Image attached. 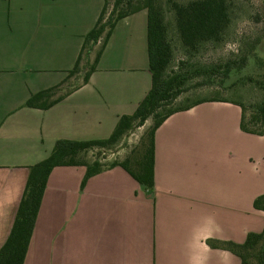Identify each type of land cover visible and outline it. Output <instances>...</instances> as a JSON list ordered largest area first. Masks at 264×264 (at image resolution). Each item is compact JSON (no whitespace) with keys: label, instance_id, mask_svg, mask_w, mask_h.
Returning <instances> with one entry per match:
<instances>
[{"label":"crops","instance_id":"crops-1","mask_svg":"<svg viewBox=\"0 0 264 264\" xmlns=\"http://www.w3.org/2000/svg\"><path fill=\"white\" fill-rule=\"evenodd\" d=\"M104 5L0 0V249L30 168L59 140L109 138L151 90L146 11L117 23L87 83L81 72L69 78ZM102 43L84 51L81 69ZM54 87L59 103L26 107ZM242 116L237 103L215 101L169 117L155 133L152 192L119 166L84 185L86 167L55 168L24 264H241L209 242L243 245L264 230L254 208L264 195V135L243 132Z\"/></svg>","mask_w":264,"mask_h":264},{"label":"trees","instance_id":"trees-1","mask_svg":"<svg viewBox=\"0 0 264 264\" xmlns=\"http://www.w3.org/2000/svg\"><path fill=\"white\" fill-rule=\"evenodd\" d=\"M104 1L105 5L101 15L95 27L86 35L81 55L74 69L69 73V78L77 75L84 51L93 48L102 39L101 50L84 77V83H87L91 74L95 72L102 51L117 23L138 12L146 11L147 52L149 72L152 77L151 90L132 115L119 118L109 138L92 141L59 140L46 160L30 168L27 186L12 231L0 249V264H24L47 182L55 168L86 167L84 185L88 178L100 173L103 168L119 166L129 173L139 185L152 192L155 186V133L157 129L172 115L188 111L205 102L231 101L237 103L243 111L242 131L250 135H264V103L249 121L245 102L220 97L200 99L182 108L169 109L165 114L159 113L160 110L171 107L174 101L189 89L188 75L182 73L169 75L168 73L174 59V50L169 40V30L161 0H116L107 19H105L107 0ZM168 3L174 13L176 32L185 54L194 55L205 44L223 42L231 26L227 0H193L186 4L168 0ZM181 65L184 66V63ZM217 71V68H213L195 74L210 75ZM226 71L228 73V67ZM59 90L60 87H54L32 95L26 102V107L49 110L63 99V97H57ZM150 120L153 121L152 125L141 137L139 145L127 157L115 160L109 166L102 164L100 158L102 154L116 147L125 136L144 127ZM93 152H96V159L89 163L83 156ZM254 208L264 213V195L255 200ZM209 245L223 247L232 252L240 258L241 264H264V230L258 234H249L243 245L217 242H209Z\"/></svg>","mask_w":264,"mask_h":264},{"label":"rangeland","instance_id":"rangeland-1","mask_svg":"<svg viewBox=\"0 0 264 264\" xmlns=\"http://www.w3.org/2000/svg\"><path fill=\"white\" fill-rule=\"evenodd\" d=\"M116 0H107V14ZM186 4L193 0H174ZM231 26L222 43L203 45L194 55L185 54L175 28L174 13L168 0H161L169 30V40L174 50V59L168 70L169 75L178 73L189 76L188 91L180 96L171 107L160 110L165 114L169 109L182 108L200 99L220 97L245 102L247 119L257 113L264 103V0H227ZM11 2V3H10ZM12 5V0H4ZM184 63V66L181 65ZM85 65V61L82 62ZM91 65L79 69L84 77ZM226 67L229 68L227 73ZM86 68V69H85ZM217 68L210 75L195 73ZM227 73V74H226ZM77 83V82H76ZM72 84V83H71ZM74 84H72L73 86ZM71 86V85H69ZM59 94V93H58ZM150 120L140 129L125 136L120 144L100 156L101 162L109 166L115 160L127 157L135 149L145 131L152 125ZM96 152L84 155L87 161L96 159Z\"/></svg>","mask_w":264,"mask_h":264}]
</instances>
